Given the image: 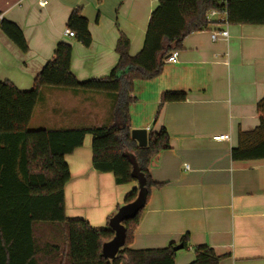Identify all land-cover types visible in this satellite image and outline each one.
Returning a JSON list of instances; mask_svg holds the SVG:
<instances>
[{
  "label": "crops",
  "instance_id": "0c3cea01",
  "mask_svg": "<svg viewBox=\"0 0 264 264\" xmlns=\"http://www.w3.org/2000/svg\"><path fill=\"white\" fill-rule=\"evenodd\" d=\"M159 3L0 0V20L17 24L29 46L22 51L0 28V79L31 89L61 41L73 46L71 68L78 79L107 77L119 60L116 46L121 33L131 41V55L139 53ZM77 7L89 21L93 41L88 47L65 34ZM214 28L189 34L177 49L178 61L165 62L161 74L152 80L136 81L130 94L146 111L145 119L136 121L129 109L132 130L149 133L166 128L170 148L151 160V176L161 185L151 188L129 248H165L180 244L188 234L189 245L177 251L176 264L194 261V247L200 245H209L222 256L219 264H264V159L235 161L231 155L239 132L260 124L257 104L264 98V24L230 23L229 39L218 41L211 38ZM168 90H183L187 97L163 103L162 94ZM93 93L43 87L30 127L111 126L107 118L122 124L120 114L113 113L114 106L106 109L102 97ZM225 133L231 141L213 139ZM92 141L86 135L84 144L66 156L71 180L65 186V211L69 218H84L95 228H105L138 182L118 184L113 173L97 171ZM45 226L39 224L42 235ZM42 241L61 244L60 235L49 231Z\"/></svg>",
  "mask_w": 264,
  "mask_h": 264
},
{
  "label": "trees",
  "instance_id": "16d2710c",
  "mask_svg": "<svg viewBox=\"0 0 264 264\" xmlns=\"http://www.w3.org/2000/svg\"><path fill=\"white\" fill-rule=\"evenodd\" d=\"M220 6V0H160L151 13L141 51L131 55V41L121 33L116 46L118 63L104 78L78 79L71 68L73 46L61 41L31 89L22 90L0 79V264H176L174 243L165 248H129L151 188L161 185L151 176V160L170 148L166 128L150 131L146 147L132 138L129 109L134 98L130 94L136 81L158 77L165 59L189 34L206 29L207 12ZM228 12L231 24H264V0H228ZM0 28L22 51H28L17 24L2 19ZM67 28L75 31L76 40L84 46L91 45L89 21L81 8L72 11ZM45 86L112 93L123 122L76 129L31 128ZM186 97L183 90H168L162 94V102L183 101ZM257 111L259 126L238 134V143L231 151L235 161L264 159V98L258 102ZM86 135L93 138L92 163L97 171L113 173L118 184L137 182L132 175L133 155L147 178L146 206L135 218L124 221L126 244L114 259L103 255V244L115 235L110 226L95 228L87 219L69 218L65 211V186L71 180L66 156L84 144ZM138 191L134 189L124 203L135 200ZM40 223L46 224L43 235ZM48 231L60 235V245L42 241ZM181 243L188 247V234ZM194 251L195 259L189 264H219L223 258L209 245L195 246Z\"/></svg>",
  "mask_w": 264,
  "mask_h": 264
},
{
  "label": "water",
  "instance_id": "95a60500",
  "mask_svg": "<svg viewBox=\"0 0 264 264\" xmlns=\"http://www.w3.org/2000/svg\"><path fill=\"white\" fill-rule=\"evenodd\" d=\"M132 138L137 140L140 147H146L148 145L147 129H133ZM130 160L133 165L132 175L137 179L139 191L135 200L120 207L118 212L110 219L109 225L115 235L110 241L103 244V255L108 259H114L126 244L127 230L124 221L135 218L147 202V178L133 155L130 156ZM184 247V244L180 243L174 246V250L178 251Z\"/></svg>",
  "mask_w": 264,
  "mask_h": 264
},
{
  "label": "built area",
  "instance_id": "2783aa9c",
  "mask_svg": "<svg viewBox=\"0 0 264 264\" xmlns=\"http://www.w3.org/2000/svg\"><path fill=\"white\" fill-rule=\"evenodd\" d=\"M46 2H42L45 5ZM220 7L213 8L207 12L206 22L208 23V27H215L211 30V38L213 41L218 40H228L230 37V33L228 30V26L230 25L229 21V12H228V0H220ZM65 34L69 37H76V33L74 30L66 29ZM178 61V52L175 51L171 55H169L165 62H177ZM231 135L229 133L218 134L213 137L216 141H231ZM188 168L189 165L185 164Z\"/></svg>",
  "mask_w": 264,
  "mask_h": 264
},
{
  "label": "rangeland",
  "instance_id": "374dc122",
  "mask_svg": "<svg viewBox=\"0 0 264 264\" xmlns=\"http://www.w3.org/2000/svg\"><path fill=\"white\" fill-rule=\"evenodd\" d=\"M92 92H94V91H92ZM146 92H148L149 94L152 93V91H148V90ZM93 94H94L93 96H97V98L100 97V96L102 97L103 105L106 107V109L107 108L109 109V106L111 104L114 106V108L116 107L115 108L116 111H114V108H113L114 115L120 114L119 113V108L117 109V106L115 105L116 97H115L114 94L108 93V92H106V93H104V92L103 93L94 92ZM101 94H103V95H101ZM137 95H138L137 101H141L142 98H141L140 94H137ZM97 98L95 97L94 99L96 100ZM111 100H112V102H111ZM133 102L130 104L131 117H133L136 121H141V120L145 119L146 111L144 110V107H142L141 103H139V102L135 103V100ZM118 118L122 120V118L119 117V115H118ZM105 120L107 121V125H109V124L112 125L114 123L113 122L114 120H110L109 118H107Z\"/></svg>",
  "mask_w": 264,
  "mask_h": 264
}]
</instances>
